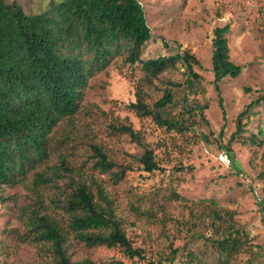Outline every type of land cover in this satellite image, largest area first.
<instances>
[{
	"label": "rangeland",
	"instance_id": "rangeland-1",
	"mask_svg": "<svg viewBox=\"0 0 264 264\" xmlns=\"http://www.w3.org/2000/svg\"><path fill=\"white\" fill-rule=\"evenodd\" d=\"M4 1H16L32 14L59 0ZM140 2L151 29L141 59L183 49L193 53L200 80L191 103H207L205 117L185 111L188 129L181 132L139 116L129 107L137 86L149 104L167 86L179 98L185 92L183 68L177 62L157 77H147L141 62L130 64L125 53L115 52L89 74L77 112L53 127L45 154L16 183L0 185V264H55L49 245L30 238L29 215L37 211L64 217L62 199L73 181L90 179L110 196L116 216L145 259L129 258L118 247L87 246L69 232L66 248L72 261L146 264L151 258L168 264L172 258V264H264V102L250 108L241 118L242 131L231 138L239 112L264 88V0ZM225 23L230 25V58L242 71L219 82L223 119L212 83L210 39L212 29ZM181 110L172 108L173 113ZM121 126L138 132L140 141ZM93 146L102 148L111 167L95 164ZM145 148L159 165L152 172L139 161ZM219 153L230 158L228 166ZM121 168L125 172L117 178ZM229 232L239 236L241 245L227 256L216 240Z\"/></svg>",
	"mask_w": 264,
	"mask_h": 264
},
{
	"label": "trees",
	"instance_id": "trees-1",
	"mask_svg": "<svg viewBox=\"0 0 264 264\" xmlns=\"http://www.w3.org/2000/svg\"><path fill=\"white\" fill-rule=\"evenodd\" d=\"M229 29V23L215 26L210 39L212 83L219 95L223 119L226 113L219 82L235 78L242 71V66L230 58ZM150 37L151 29L140 0H59L51 2L49 9L32 14L26 13L16 1L0 0V185L16 183L17 176L23 177L25 168L45 154L53 127L77 112L89 74L104 66L115 52L125 53L130 64L141 62L147 77H157L177 62L183 68L185 92L179 98L167 86L149 104L137 86L135 101L129 107L139 116H149L156 124L181 132L188 129L185 111L204 118L208 104L191 103L199 90L200 74L194 68L199 65L197 57L183 49L143 60L142 46ZM261 102L264 88L239 112L231 138L242 131L241 118ZM176 107L182 110L173 113L172 108ZM121 128L140 141L138 132L130 126ZM93 151L96 165L104 168L113 165L100 146H93ZM139 161L147 172L159 168L151 149L145 148ZM124 172L121 168L115 175L119 178ZM37 177L43 180L42 174ZM62 203L64 217L36 211L28 219L30 238L49 245L55 264H80L67 253L69 232L87 246L118 247L129 258L145 259L142 248L132 244L114 212L112 199L98 181H73ZM240 245L236 233L229 232L216 240L217 248L227 256ZM112 264L126 263L115 260ZM146 264L162 263L149 258ZM168 264H172V258Z\"/></svg>",
	"mask_w": 264,
	"mask_h": 264
},
{
	"label": "built area",
	"instance_id": "built-area-1",
	"mask_svg": "<svg viewBox=\"0 0 264 264\" xmlns=\"http://www.w3.org/2000/svg\"><path fill=\"white\" fill-rule=\"evenodd\" d=\"M218 158H219V160L222 162V163H224L225 165H229V163H230V158L226 155V154H224V153H219L218 154Z\"/></svg>",
	"mask_w": 264,
	"mask_h": 264
}]
</instances>
